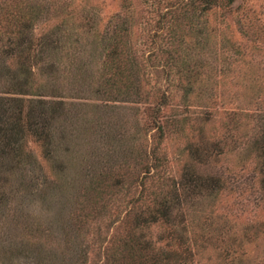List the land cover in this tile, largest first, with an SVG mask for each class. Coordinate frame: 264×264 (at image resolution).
Wrapping results in <instances>:
<instances>
[{
	"label": "trees",
	"instance_id": "16d2710c",
	"mask_svg": "<svg viewBox=\"0 0 264 264\" xmlns=\"http://www.w3.org/2000/svg\"><path fill=\"white\" fill-rule=\"evenodd\" d=\"M234 1L146 0L154 14L148 31L151 55L156 51L165 54L164 66L185 78L186 93L200 75L198 68L204 64L197 56L203 53L177 50L174 35L179 31L196 33L193 39L198 46L208 37V16L214 9H229ZM60 3L0 1V264H90L88 246L81 240L83 226L91 216L104 211L107 204L101 195L105 189L120 184L115 164L119 167L125 158L114 156V146L118 139H124L125 132L112 115L115 105L100 101L116 103L140 96V68L127 41L132 13L116 12L100 37L96 21H86L83 38L71 39L56 27H45L50 11L63 9L64 3ZM166 35L171 39L164 48L158 42ZM95 52L101 60L93 65ZM156 129L159 139L164 125L158 122ZM253 141L261 159L256 171L264 194V133ZM30 142L37 143L53 162L52 179L30 151ZM208 148H191L192 160L199 166L206 164ZM143 155L139 149L137 166L144 169L147 178L152 177L154 168L162 164L142 163ZM187 170L166 184V192L151 199L139 195L134 200L126 236L103 248L99 253L102 264L193 262L196 240L204 243L214 235L202 226L199 239H195L184 206L194 194L203 189L214 191L223 187L224 181L201 172L192 163ZM142 178L140 184H144ZM37 203L46 216L54 218L42 221L35 213ZM158 223L165 224V234L154 242L147 237V229ZM218 231L216 239L224 246L223 258L232 264L234 239L220 237L226 234L224 227ZM43 233L53 242L48 247L39 244Z\"/></svg>",
	"mask_w": 264,
	"mask_h": 264
},
{
	"label": "rangeland",
	"instance_id": "374dc122",
	"mask_svg": "<svg viewBox=\"0 0 264 264\" xmlns=\"http://www.w3.org/2000/svg\"><path fill=\"white\" fill-rule=\"evenodd\" d=\"M46 1H58L64 6L50 11L45 27H56L71 39L83 38L86 21H96L100 37L116 12L132 13L128 17L131 33L127 41L140 68V96L116 103L100 101L115 105L112 115L125 137L116 141L114 156L125 160L120 161L119 167L115 164L120 184L105 189L101 195L102 202L107 204L104 211L100 216H91L83 226L81 240L88 246L89 263L102 264L99 253L103 248L118 244L126 236L129 213L139 195L151 199L166 192V184L178 180L192 163L201 172L220 177L224 186L214 191L203 189L184 206L187 225L195 239H199L202 226L214 235L204 243L196 240L191 264H229L221 252L223 244L216 239L223 227L226 234L220 237L231 236L235 243L232 264H264V194L256 171L261 159L253 141L256 135L264 133V0H236L229 9H214L205 28L208 37L198 46L193 39L196 33L179 31L174 35L177 50L184 54L203 53L197 58L204 65L198 68L200 75L188 93L185 78L164 66L165 54L156 51L151 55L153 45L148 31L154 14L146 0ZM170 39L166 35L158 43L165 48ZM99 55L94 53L93 65L101 60ZM154 108L159 110L154 113ZM158 122L164 125V135L159 139ZM195 146L209 147L203 166L192 160L191 148ZM29 149L47 178L52 179L53 162L47 160L37 143L30 142ZM139 149L144 154L142 163L154 167L162 164L160 168L153 167L156 174L152 177L147 178L144 169L137 166ZM141 178L144 184H140ZM40 208L37 203L35 213L42 221L54 218ZM164 234V223L147 229V237L154 242ZM52 243L46 233L41 234L39 244L48 247Z\"/></svg>",
	"mask_w": 264,
	"mask_h": 264
}]
</instances>
